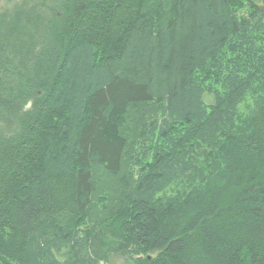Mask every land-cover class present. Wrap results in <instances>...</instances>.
Returning a JSON list of instances; mask_svg holds the SVG:
<instances>
[{
	"label": "trees",
	"instance_id": "trees-1",
	"mask_svg": "<svg viewBox=\"0 0 264 264\" xmlns=\"http://www.w3.org/2000/svg\"><path fill=\"white\" fill-rule=\"evenodd\" d=\"M5 2L0 264H264V0Z\"/></svg>",
	"mask_w": 264,
	"mask_h": 264
},
{
	"label": "rangeland",
	"instance_id": "rangeland-1",
	"mask_svg": "<svg viewBox=\"0 0 264 264\" xmlns=\"http://www.w3.org/2000/svg\"><path fill=\"white\" fill-rule=\"evenodd\" d=\"M8 7V4L5 2V0H0V10H3L4 8ZM253 99L250 97H247L242 105H240L239 110L245 111L248 108L252 107ZM110 264H135L133 261H130L128 259H124L122 257L115 256L111 259Z\"/></svg>",
	"mask_w": 264,
	"mask_h": 264
},
{
	"label": "water",
	"instance_id": "water-1",
	"mask_svg": "<svg viewBox=\"0 0 264 264\" xmlns=\"http://www.w3.org/2000/svg\"><path fill=\"white\" fill-rule=\"evenodd\" d=\"M30 105H31V104H30V103H28V104L26 105V107H25V108H26V109H28V108L30 107Z\"/></svg>",
	"mask_w": 264,
	"mask_h": 264
}]
</instances>
